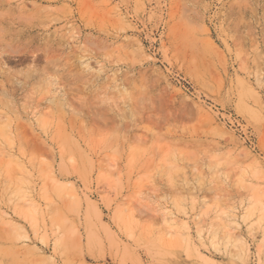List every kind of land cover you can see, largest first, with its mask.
Masks as SVG:
<instances>
[{
    "label": "rangeland",
    "instance_id": "1",
    "mask_svg": "<svg viewBox=\"0 0 264 264\" xmlns=\"http://www.w3.org/2000/svg\"><path fill=\"white\" fill-rule=\"evenodd\" d=\"M0 24V264H264V0Z\"/></svg>",
    "mask_w": 264,
    "mask_h": 264
},
{
    "label": "bare ground",
    "instance_id": "2",
    "mask_svg": "<svg viewBox=\"0 0 264 264\" xmlns=\"http://www.w3.org/2000/svg\"><path fill=\"white\" fill-rule=\"evenodd\" d=\"M2 15V14H1ZM18 18V17H17ZM1 25V24H0Z\"/></svg>",
    "mask_w": 264,
    "mask_h": 264
}]
</instances>
